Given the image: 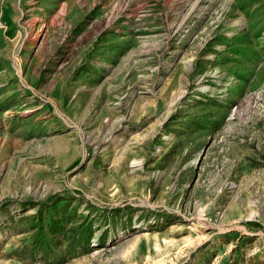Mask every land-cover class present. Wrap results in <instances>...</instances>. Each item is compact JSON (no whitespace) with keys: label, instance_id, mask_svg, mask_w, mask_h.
<instances>
[{"label":"rangeland","instance_id":"obj_1","mask_svg":"<svg viewBox=\"0 0 264 264\" xmlns=\"http://www.w3.org/2000/svg\"><path fill=\"white\" fill-rule=\"evenodd\" d=\"M0 264H264V0H0Z\"/></svg>","mask_w":264,"mask_h":264},{"label":"bare ground","instance_id":"obj_2","mask_svg":"<svg viewBox=\"0 0 264 264\" xmlns=\"http://www.w3.org/2000/svg\"><path fill=\"white\" fill-rule=\"evenodd\" d=\"M229 85V84H228Z\"/></svg>","mask_w":264,"mask_h":264}]
</instances>
